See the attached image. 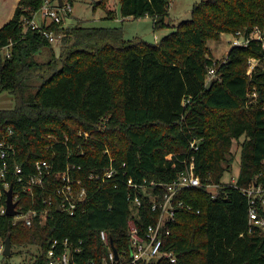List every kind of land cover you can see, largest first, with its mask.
<instances>
[{
    "label": "trees",
    "instance_id": "trees-1",
    "mask_svg": "<svg viewBox=\"0 0 264 264\" xmlns=\"http://www.w3.org/2000/svg\"><path fill=\"white\" fill-rule=\"evenodd\" d=\"M108 1L96 4L113 17ZM43 2L18 0L12 18L0 27V92L14 98L12 108L0 109V129H13L15 160L24 177L36 160L50 162L55 178L75 165L71 178L85 187L86 197L74 215L52 204L44 220L36 215L30 226L0 212V237L9 236L12 246H38L26 264H46L51 245L60 251L65 239L80 245L77 262L98 264L107 252L102 229L117 250H127L129 217L134 215L144 233L159 216L149 192L160 196L191 154L201 180L220 183L232 172L237 140L235 185L221 183L215 196L204 185L182 190L177 197L192 209L178 208L162 231L163 249L172 250L175 261L161 257L142 264H264V232L249 228V199L240 188L264 185V0H199L191 17L176 25L168 20V0H118L123 18L147 15L154 30L173 27L155 43L125 38L120 26H64V16L26 28L23 19ZM254 29L261 38L232 45L224 59H214L209 39L237 31L249 36ZM45 30L61 35L58 49ZM251 58L256 63L249 72ZM193 139L197 150L190 147ZM110 163L117 169L112 177L89 178ZM52 176L44 180L48 189L60 184ZM7 178L20 210L47 206L42 199L49 191L36 186L33 196L12 174ZM128 178L143 186H129ZM129 193L139 195L138 207Z\"/></svg>",
    "mask_w": 264,
    "mask_h": 264
},
{
    "label": "built area",
    "instance_id": "built-area-1",
    "mask_svg": "<svg viewBox=\"0 0 264 264\" xmlns=\"http://www.w3.org/2000/svg\"><path fill=\"white\" fill-rule=\"evenodd\" d=\"M71 11V3L67 0H44L39 10L34 12L31 18L23 19V24L26 28L39 29L42 24H48L51 21H60L63 16L67 15ZM41 15L40 21H36V15ZM258 31L254 29L249 36H245L241 31L234 33L231 39L232 45H246L249 38L257 37L261 38L260 34L251 35L253 32ZM260 33V32H259ZM44 35L50 42L55 41L61 35H55L52 30H45ZM9 45L5 47L6 55H9ZM251 60V59H250ZM254 60V59H253ZM250 62L249 72L253 67L252 61ZM215 73L213 67L209 68L207 78H211ZM13 129L8 127L2 131L0 129V198L7 189L11 187L10 181L7 178L10 174L14 176L15 181L21 184V190L26 193H30L34 196L36 186H40L45 191H49L48 195L42 199L47 206L38 210L30 207L25 211L20 210L18 202L16 209L18 212L13 215L16 221L21 220L25 225L30 226L32 219L36 215H39V220L42 222L45 215L48 213L50 206L54 205L59 210L68 214L74 215L76 209L85 197L86 189L76 180L74 184L70 175V168H75V165L67 166L66 169L60 173L59 177H53V165L46 160H36L34 163V170L31 171L26 177L23 176V169L15 160L16 146L11 140ZM190 147L193 150L198 149V140L193 139L190 142ZM194 154H191L189 158L185 159L186 168L181 171L177 177L164 185L163 191L159 196L157 193L149 192L152 200L151 208L159 213L158 218L148 224L144 233H141L134 220V215L129 217V248L127 250H117L113 244V241L109 233L102 229L100 231V238L107 248V252L100 258L98 264H142L151 260H156L161 257L169 258L171 262L175 261V255L170 249H163L164 239L162 237V231L168 222L174 220L176 211L178 208H184L191 210L192 206L186 203L183 199H179L178 194L187 188L197 187L204 185L211 191L212 196L217 194V189L221 186V183H227L229 185H235L236 177L233 176L230 180H222L220 183H204L201 177L195 171ZM117 169L112 163L104 166L102 169L92 170L89 174L90 179L105 182L107 179L116 174ZM52 176L55 180H59L60 184L48 189L44 185V180ZM127 184L132 187L143 186L128 178ZM243 193H246L249 199L248 207V219L249 225H256L264 232V185L250 183L248 186L240 187ZM13 193V192H12ZM6 195V194H5ZM132 203L138 207L141 204V199L137 193L131 195ZM6 199V196H5ZM13 200L17 201V194H13ZM6 201L3 205H0V212L5 213ZM137 208L133 214H136ZM169 231L166 230V233ZM81 242V241H80ZM80 245H72L67 242V239L63 241V246L60 251H56L54 243L51 245L47 252L46 264H81L75 260V252L80 250ZM114 248L116 251H114ZM4 239L0 237V256H3ZM86 264H97L94 259L89 260Z\"/></svg>",
    "mask_w": 264,
    "mask_h": 264
},
{
    "label": "rangeland",
    "instance_id": "rangeland-1",
    "mask_svg": "<svg viewBox=\"0 0 264 264\" xmlns=\"http://www.w3.org/2000/svg\"><path fill=\"white\" fill-rule=\"evenodd\" d=\"M55 1V0H52ZM71 2V11L64 16V26L80 23L85 26H120L123 30L125 38L140 36L145 40L155 43L173 27H163L154 30L152 19L147 17L123 18L120 13L118 0H109L107 7L113 11V17H106V9L100 4H96L98 0H67ZM169 1V23L176 25L180 20L191 17V9L195 2L199 0H168ZM71 15V16H70ZM70 16V17H69ZM41 15H36V21H40ZM260 34L254 31L251 35ZM234 34L222 33L220 39H209L207 45L214 59L222 60L226 57L230 49L231 39ZM60 38L52 42L58 49ZM253 64L256 60H251ZM255 95V93H253ZM14 106L13 95L7 91L0 92V109H9ZM242 139V138H241ZM232 151L234 152V160L232 163V172L225 173L223 180H230L233 176L238 175L240 168V151L239 142L233 140ZM38 246L35 244H24L21 246H11L12 254L10 257L0 256V264H26L29 263L33 255L37 252Z\"/></svg>",
    "mask_w": 264,
    "mask_h": 264
},
{
    "label": "water",
    "instance_id": "water-1",
    "mask_svg": "<svg viewBox=\"0 0 264 264\" xmlns=\"http://www.w3.org/2000/svg\"><path fill=\"white\" fill-rule=\"evenodd\" d=\"M210 80L207 82V87L210 85ZM5 194H6V208H5V214L6 215H10V216H13L15 215L18 210L15 208L16 205H17V201L13 200V193H12V188L10 187L9 189H7L5 191ZM57 209H59V206L57 205ZM11 240H10V237L7 236L5 239H4V250H3V255L5 256H11L12 254V251H11ZM114 251L115 248H114Z\"/></svg>",
    "mask_w": 264,
    "mask_h": 264
},
{
    "label": "crops",
    "instance_id": "crops-1",
    "mask_svg": "<svg viewBox=\"0 0 264 264\" xmlns=\"http://www.w3.org/2000/svg\"><path fill=\"white\" fill-rule=\"evenodd\" d=\"M17 3H18V0H0V27L3 24H5L10 18H12L15 8L17 6ZM144 17H147V15ZM128 18H131V17H128Z\"/></svg>",
    "mask_w": 264,
    "mask_h": 264
}]
</instances>
